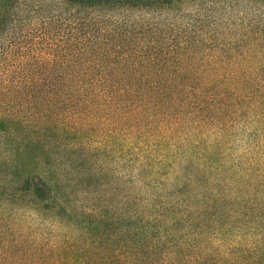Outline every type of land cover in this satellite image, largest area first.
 I'll list each match as a JSON object with an SVG mask.
<instances>
[{"label": "trees", "instance_id": "1", "mask_svg": "<svg viewBox=\"0 0 264 264\" xmlns=\"http://www.w3.org/2000/svg\"><path fill=\"white\" fill-rule=\"evenodd\" d=\"M187 1L0 0V147L117 135L124 193L117 218L87 220L30 153L20 191L65 217L54 239L25 237L14 215L41 209L1 193L0 264H264V216L227 195L238 138L264 148L263 15L207 31Z\"/></svg>", "mask_w": 264, "mask_h": 264}, {"label": "rangeland", "instance_id": "2", "mask_svg": "<svg viewBox=\"0 0 264 264\" xmlns=\"http://www.w3.org/2000/svg\"><path fill=\"white\" fill-rule=\"evenodd\" d=\"M211 1L213 3H210L209 0H188L183 6L186 18L192 19V22L194 21L204 30L214 23L213 25H216L214 32L227 30L233 32L242 21H258L261 15H263L262 21L264 22V0H258L255 5H248L246 0ZM207 7L212 10V13L204 11ZM254 11L257 13L251 15ZM131 14L134 16L135 13ZM186 21L182 22L186 23ZM16 131L21 134L25 133L21 129ZM38 135L39 137L36 139L40 140V144L33 143L31 148L26 144V137L17 144L12 143L9 150H2L0 147V157L8 160L6 166L0 167L1 179H11L6 182L3 188H0V195L1 193L4 195L3 197L15 195L16 198L23 200H27L29 197L34 199L30 191L26 193L23 190L20 191L18 182L14 180L15 176L18 177L21 173L24 175L38 173L33 165V160L30 164L26 162L30 153H33L42 157L39 166H45L47 169L48 172L44 174L47 182L56 185L57 180L54 177L64 176L58 184L66 192L65 197L68 201L66 207L69 210L78 211L81 206H84L85 208H82L86 209L85 211L90 217L87 220H100L102 217L111 219L112 216L117 218L124 199L122 158L117 143L118 136L116 135L114 144H111L108 141L109 138L103 135L100 142L94 141L95 138L91 137L89 139L91 144L82 145L84 140L80 142L78 137L74 136L75 134H71L66 139L50 131H38ZM236 143L237 145L228 154L229 164L233 173L236 174V178L231 182L227 195H230L233 200L245 196L249 205L254 210L259 209V212L264 216V148L247 149L242 138H238ZM225 178L226 175L223 173L222 179ZM243 182H245L243 185L246 186V189L242 186ZM34 201L36 206L41 209L42 215L39 216L35 211H30L32 214L27 212L25 216L14 215L15 231L23 232L25 237L29 236L39 242L48 238L54 239L53 236L58 234L55 230L61 228L55 220L65 216L59 209L52 207L49 200L46 202V208L43 207V203L35 199ZM1 212H3L2 209H0ZM99 214L104 215L97 216ZM69 218H71L70 222L74 224L77 221L75 215L69 214Z\"/></svg>", "mask_w": 264, "mask_h": 264}]
</instances>
